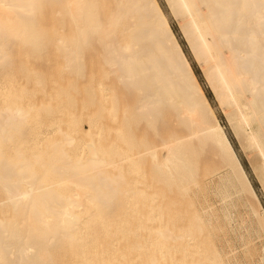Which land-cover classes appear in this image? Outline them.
<instances>
[{
	"label": "bare ground",
	"instance_id": "6f19581e",
	"mask_svg": "<svg viewBox=\"0 0 264 264\" xmlns=\"http://www.w3.org/2000/svg\"><path fill=\"white\" fill-rule=\"evenodd\" d=\"M166 1L264 186V0ZM51 51L50 74L27 60ZM0 68L21 81L0 104V264H232L215 239L225 225L198 200L218 173L221 203L237 195L264 236L158 0H0Z\"/></svg>",
	"mask_w": 264,
	"mask_h": 264
},
{
	"label": "rangeland",
	"instance_id": "374dc122",
	"mask_svg": "<svg viewBox=\"0 0 264 264\" xmlns=\"http://www.w3.org/2000/svg\"><path fill=\"white\" fill-rule=\"evenodd\" d=\"M158 1H159L160 5L162 6L164 12L166 13V15L169 19V22H170L175 34L177 35L180 43L182 44L183 49L185 50L192 66H193V68L197 74V77H198L200 83L202 84V86L206 92V95L208 96L212 106L214 107L215 112H216L221 124L224 126V128L227 132V135H228L229 139L231 140L233 147H234V149H235V151H236V153H237V155H238V157H239V159H240V161H241V163H242V165H243V167H244V169H245V171H246V173H247V175H248V177L252 183V186H253V189L257 195V198H258L261 206L264 209V186L262 185L260 177L258 176V173H259L258 171L260 169L259 170L257 169L259 167V165L262 163V161L257 156V154L255 155V153L251 152L250 150L246 151L245 148L242 147L241 141L238 138H236L237 136H236L232 126L230 125L225 112L221 108L215 94L213 93L212 89L210 88L209 82L207 80V77L205 76V73L203 71L202 66L194 58V55L191 51V48L189 47V44H188L185 36L183 35L181 27L179 26L180 25L179 21L173 16L166 0H158ZM11 49H13L12 50L13 52L9 54L10 60H17L18 57L21 56L22 51L20 49H18L17 47H11ZM15 50L18 53H16ZM12 54H13V58H12ZM43 57L45 58V61H47V59H48V61L45 62ZM43 57L41 58V56H40L39 57L40 59L37 57H35V59L34 58L33 59L27 58V60L29 59L28 60L29 64H31L32 66L35 65L34 67H37L35 69L43 70V71H45V73L50 74L55 69L52 66L56 63V61H58V59L60 60V58L58 57V54H56V52H54V51L53 52L51 51L50 54L46 55V57L44 55ZM90 57H91L90 55L87 56L88 61H90ZM49 58H51V59H49ZM54 59H56V60H54ZM50 60H51V62H49ZM31 61H33V62H31ZM47 64L50 65V67ZM90 65H92V64H90ZM8 66L9 65H7V67ZM11 66H14V65L11 64ZM48 67L50 68L49 70H44V69H48ZM1 68H0V71H1L0 73L4 74V75H2L3 78L0 77V104H1V106H4L5 102L9 101L10 99L12 100V96H13L12 92H13L14 86L17 85V82H21V81L19 79H18L19 81H16L14 79V77L11 76L12 71H13V67H11L12 71L8 70L10 68L4 69V70H8V71H6V72H8V74L11 73L10 74L11 77L9 75H5L6 72L3 70V72H4L3 73ZM89 70L93 71L94 68L90 67ZM4 76H6V78H4ZM178 131L183 133L182 131H184V130L180 127V128H178ZM209 150H207L206 153L203 154L204 156H202V159H203L204 163L213 165L219 159L214 156L212 149H209ZM260 168H261V166H260ZM219 175L222 176V173H220V174L218 173V174H215L213 176H207L206 178L204 177L203 181H202V187L199 189V191H197V193H199L198 200L203 202L204 205H208L209 208H211V210H213L214 216H216V218H219V219H216L214 217V222H216V220H217L221 224V226L225 225L221 229V231L216 232L217 234L215 236V239H216L217 244L220 247H222L224 249V252L228 255V257H230L231 260H233L232 264H249V263L250 264H264V236H261L256 232L255 223L253 222L252 218L248 216L247 208H245V206H243L242 201L240 202L239 197L237 195H233L230 199H228L226 201V203L225 202L221 203L220 199L217 196V192H216L217 191L216 188H217V185H218V182L220 179ZM128 177H130V179L133 180L134 175L129 173ZM245 200H246V198H245ZM227 210H228V212H226ZM226 215L228 218L226 217ZM230 218H231L232 222H231ZM218 222H216V223L218 224ZM222 223L224 225H222ZM251 254L253 256H251Z\"/></svg>",
	"mask_w": 264,
	"mask_h": 264
}]
</instances>
